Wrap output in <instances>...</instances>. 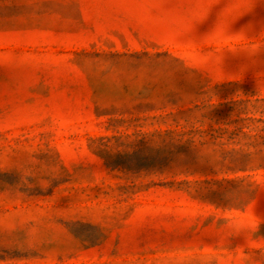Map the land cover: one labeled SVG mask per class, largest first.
Wrapping results in <instances>:
<instances>
[{
    "label": "rangeland",
    "instance_id": "rangeland-1",
    "mask_svg": "<svg viewBox=\"0 0 264 264\" xmlns=\"http://www.w3.org/2000/svg\"><path fill=\"white\" fill-rule=\"evenodd\" d=\"M0 264H264V0H0Z\"/></svg>",
    "mask_w": 264,
    "mask_h": 264
}]
</instances>
